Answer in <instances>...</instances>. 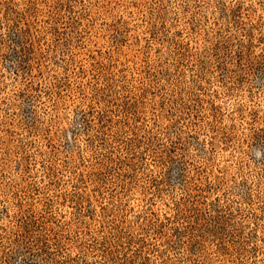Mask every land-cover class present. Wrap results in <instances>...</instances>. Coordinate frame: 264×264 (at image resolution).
I'll return each mask as SVG.
<instances>
[{
    "label": "rangeland",
    "instance_id": "rangeland-1",
    "mask_svg": "<svg viewBox=\"0 0 264 264\" xmlns=\"http://www.w3.org/2000/svg\"><path fill=\"white\" fill-rule=\"evenodd\" d=\"M0 264H264V0H0Z\"/></svg>",
    "mask_w": 264,
    "mask_h": 264
}]
</instances>
